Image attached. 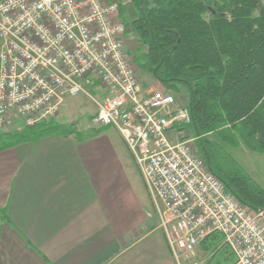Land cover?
Here are the masks:
<instances>
[{
	"label": "built area",
	"instance_id": "obj_1",
	"mask_svg": "<svg viewBox=\"0 0 264 264\" xmlns=\"http://www.w3.org/2000/svg\"><path fill=\"white\" fill-rule=\"evenodd\" d=\"M125 2L0 0V132L51 122L84 95L97 108L91 126L114 129L130 151L176 264H203L196 249L213 235L232 264H264V211L211 171L201 136L185 137L189 107L137 78L125 53Z\"/></svg>",
	"mask_w": 264,
	"mask_h": 264
},
{
	"label": "crops",
	"instance_id": "obj_2",
	"mask_svg": "<svg viewBox=\"0 0 264 264\" xmlns=\"http://www.w3.org/2000/svg\"><path fill=\"white\" fill-rule=\"evenodd\" d=\"M84 108L69 105L45 124L74 132L0 151V264H176L122 137L92 127L95 109ZM77 113L84 124L75 126L69 116ZM226 127L237 137V128ZM196 252L203 264L234 262L219 235Z\"/></svg>",
	"mask_w": 264,
	"mask_h": 264
},
{
	"label": "trees",
	"instance_id": "obj_3",
	"mask_svg": "<svg viewBox=\"0 0 264 264\" xmlns=\"http://www.w3.org/2000/svg\"><path fill=\"white\" fill-rule=\"evenodd\" d=\"M123 1L132 2L138 10L139 16L134 22L124 17V7L121 14L127 29L136 26L148 44L146 56L153 65L150 72L157 68L155 79L169 91L179 92V85L188 92L192 114L190 130L193 132L195 128L199 134V129L211 132L224 122L237 128V136L249 140L252 150L264 152V7L261 0ZM204 99L219 105L218 114L213 113V123L206 118ZM45 124L48 123L39 124V128L0 134V151L49 134L67 135L73 129L71 125ZM210 167L243 204L264 210V204L256 208L249 202L264 198L263 190L256 187L253 192L245 187L241 177L226 181ZM236 183L247 191L245 198L238 194L233 185Z\"/></svg>",
	"mask_w": 264,
	"mask_h": 264
},
{
	"label": "rangeland",
	"instance_id": "obj_4",
	"mask_svg": "<svg viewBox=\"0 0 264 264\" xmlns=\"http://www.w3.org/2000/svg\"><path fill=\"white\" fill-rule=\"evenodd\" d=\"M261 3L264 7V0H261ZM124 14L125 18L129 22L136 21L139 16L137 8L130 1L125 2ZM127 30L128 33L124 39L125 53L130 58L131 63L135 71L137 72V78L139 79L143 89L146 90L154 88L157 90H163L165 92L172 93L176 98L178 104L182 106H188L190 104L188 92L182 86L178 85L179 90H177L179 92L175 90L169 91V89H167L155 79L153 74L154 72H150L149 69H151L153 65L149 64V57L146 56L149 55V46L141 37L138 29L136 30V26H130ZM143 57L145 60H142ZM156 82H158L159 88L154 87L156 86ZM175 92H177L178 94ZM205 100L206 99H204V101ZM209 103L210 102L206 100V104L204 103L203 105L206 106L205 113L207 115L206 118L209 120L208 122L213 123L212 119L215 118V115H213V113L215 111V113L218 114L219 105H215L213 103H211V105ZM66 105V107L60 111L59 115L62 112L64 113V110H66L69 105H76L83 108L87 107L89 109V105H92V107H94L95 109V114L97 113L96 106L90 99H88L84 95L68 98L66 101ZM207 106H211L212 108L209 109ZM92 107L90 109L91 113L93 112ZM69 117H71L72 120L70 121L73 122L75 126H77V124L79 123L81 125L84 124V117L81 115V113L73 114ZM214 124L217 125L218 123ZM227 125L228 124L224 122L220 123L217 129L216 127H214L215 130L212 129L211 132L199 129L204 137L202 139V141H204L203 149H199L198 142H196V146L199 150L200 156L205 159L207 164H209V166L211 165L224 180L231 181L233 179H236L237 177H241L244 179L245 187H247L248 189H253L254 192L255 189L259 188L264 192V152H257L252 150L250 148L251 146L248 145L249 140L247 142L240 136H233V138H231L227 130L230 128L226 127ZM185 137L192 138L195 137V135L193 132H189ZM244 184H242V186H244ZM233 185L238 190V194L240 193V196L244 198L247 196L248 193L246 190L240 189L237 186V183L236 185ZM249 202L256 208H261V206L264 204V198L259 197L256 201L251 199V201ZM252 210L254 211V209ZM260 211L264 210L260 209Z\"/></svg>",
	"mask_w": 264,
	"mask_h": 264
},
{
	"label": "water",
	"instance_id": "obj_5",
	"mask_svg": "<svg viewBox=\"0 0 264 264\" xmlns=\"http://www.w3.org/2000/svg\"><path fill=\"white\" fill-rule=\"evenodd\" d=\"M156 70H157V68L155 69V71H154V73H153L154 75L156 74ZM208 161H209V158H208Z\"/></svg>",
	"mask_w": 264,
	"mask_h": 264
}]
</instances>
